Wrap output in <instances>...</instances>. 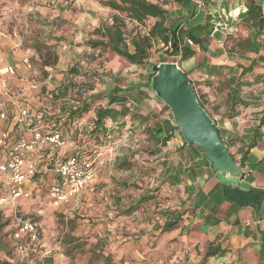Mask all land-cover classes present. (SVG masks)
<instances>
[{
  "label": "crops",
  "instance_id": "1",
  "mask_svg": "<svg viewBox=\"0 0 264 264\" xmlns=\"http://www.w3.org/2000/svg\"><path fill=\"white\" fill-rule=\"evenodd\" d=\"M104 1H33L36 4L30 12L31 28L27 32L35 39L33 48L27 47L26 52L32 50L33 60L39 62L36 64L42 69L34 67L28 71L21 62L26 52L22 53L19 48L12 50L10 65L16 73L10 75L8 92L4 94L1 91L0 104L5 103L7 118L0 119V129L8 131L9 144L12 145L18 137L29 136L27 129L14 122L20 108L28 107L43 118L63 112L67 100H56L57 108L51 109V93L43 91L44 86L49 90L60 86L67 66L87 65L90 68V64H94L92 66L98 72H111L109 83H104L105 76H102L103 92L107 94L108 89L114 86L125 89L133 108L131 111L141 115L143 123L136 125V122L126 121L124 130H130L113 139L107 149H100L104 163L78 197L58 207L48 204L51 211L64 216L87 211V216L91 217L80 220L76 228L71 225L69 251H54L42 260L36 253L30 258L27 253L21 259L25 264H35V260L37 264H264V104L249 103L246 107L230 109L225 90L227 82L238 77L241 67L249 65L253 58L252 53H242L234 46L238 31L243 28L238 25V20L239 14L246 10L245 0H209L204 8L198 4V13L214 17L211 39L206 50L196 46L194 56L178 63L215 121L234 160L242 166L243 176L237 187L262 191L261 201L255 207L226 197L223 187L229 184H222L211 174L204 153L182 139L169 109L149 90L147 67L143 64L124 66L121 57L108 48H92L87 43L88 40L102 39L96 30L102 31L103 27L111 25L112 16L118 14L105 6ZM165 3H162L163 7L172 14L181 10L176 3L175 8L167 7ZM110 12L113 15L108 16ZM20 15L18 18H22V13ZM9 20L11 27L17 26L11 18ZM101 48L105 49V55L99 53ZM87 54L96 57L94 62H88ZM49 55L53 56L52 60L48 59ZM41 72L46 73L48 79L52 76L51 79L44 78ZM31 83H37L38 89H27ZM241 95L250 101L243 92ZM136 131L138 134L142 132L138 135ZM129 143L145 147L134 155L140 164L138 175L133 179L138 186L131 190L112 183L123 171L106 169L117 161H135L125 153L124 147ZM72 148L69 146L60 151L47 147L28 158L40 167L52 166L59 157L70 154ZM143 163L147 165L145 172L141 171ZM39 174L46 173L39 172L24 184L31 196L17 200V212L21 217L31 219L41 239L51 244L40 224V217L45 215L46 209L31 200L37 194L36 190L40 191L34 180ZM48 175L50 185L56 181V175ZM29 182L35 188L29 186ZM145 194L152 198L139 203L132 212L123 213ZM97 195L103 200L94 201ZM35 198L38 200V196ZM3 214L4 219L1 218ZM172 215L179 216V220L172 229L162 230L164 222ZM0 220L6 223L8 237H12L18 225L10 207H0ZM65 232L66 228L52 243L55 250L61 247L59 243ZM12 242L14 244V240ZM208 249L213 253L206 255ZM1 256L11 264L15 260L11 258L20 257L15 251L11 252V258Z\"/></svg>",
  "mask_w": 264,
  "mask_h": 264
},
{
  "label": "trees",
  "instance_id": "2",
  "mask_svg": "<svg viewBox=\"0 0 264 264\" xmlns=\"http://www.w3.org/2000/svg\"><path fill=\"white\" fill-rule=\"evenodd\" d=\"M173 2L181 9L176 14L165 9L162 3L151 0H105V6L117 12H123L125 15L122 17L113 15L111 25L103 27L102 31L96 30L102 39L89 40L88 44L92 48L100 46L108 48L128 63L135 65L147 62L150 50L156 42L162 44L166 55L173 57L171 61L177 62L194 56L196 46L206 50L214 29V17L208 13H198V3L194 0H173ZM201 2L207 5L209 0ZM244 4L246 10L239 14L238 25L246 30V36H240L236 41L234 40V46L240 52L252 53L255 57L251 59L249 65L241 67L238 77L227 82L225 90L230 101V109L235 106L246 107L249 104L241 95L243 86L247 85L241 77L264 62V7L257 0H245ZM147 19H153L147 31L136 32L127 42L126 20L132 21L139 28L146 23ZM161 61H168V59ZM71 72L76 71L71 69ZM152 74L153 72L150 73L149 78ZM124 90L114 86L108 89L107 94L100 93V97L107 98L106 104L95 107L91 98L94 95L78 98L76 105H68L63 112L44 117L43 122L68 134L73 142L71 154L91 156L94 149H107L111 146L115 134L121 135L126 130H130H124L126 121L133 124L142 120L141 115L131 111L133 108ZM199 102L205 107L200 100ZM165 108L168 109L166 106ZM115 167L127 170L132 167V164L122 160L115 162ZM223 188L226 197L239 204L255 207L261 201L262 191L260 190H243L229 185H224ZM151 198V195H143L123 213L132 212L139 203ZM178 220L179 216L172 215L164 222L162 230L172 229ZM212 253L213 251L208 249L206 255ZM29 254L30 258L33 256L31 254L35 253L29 252ZM0 264L5 263L0 261Z\"/></svg>",
  "mask_w": 264,
  "mask_h": 264
},
{
  "label": "rangeland",
  "instance_id": "3",
  "mask_svg": "<svg viewBox=\"0 0 264 264\" xmlns=\"http://www.w3.org/2000/svg\"><path fill=\"white\" fill-rule=\"evenodd\" d=\"M34 0H0V71L7 66L8 64L10 65V61H11V57H13L12 54V50L14 49H20L21 52H26L27 47H32L33 48V43H34V39L35 37L31 36L30 32H27V30L31 25V19H30V12L33 11V7L35 6V2H33ZM159 2H166L165 4H167V7H172L175 8V3L173 2V0H157ZM198 4L201 5V7H205V5L202 4L201 1L197 2ZM262 6H264V2L262 4ZM16 13V14H13ZM22 13V18H18L21 17ZM9 15V16H8ZM12 15V16H11ZM113 15L111 12L108 14V16ZM119 16H124L125 14L123 12H118ZM222 15V14H220ZM12 19L13 22L17 25V26H13L11 27V21L9 19ZM219 19V17L217 18ZM221 20V19H220ZM153 19H147L146 23L141 27H136V25L129 20H126V40L127 42L129 41V38L134 35L136 32H140V33H144V31H147L148 27L150 26V24L152 23ZM241 30L238 31V37H242L244 36V33H246L244 28H240ZM243 33V35H242ZM97 34V33H96ZM235 38V39H236ZM11 42V44L8 46V44H6L5 42ZM89 41V40H88ZM87 41V43H88ZM129 48H131V45H129ZM103 49V51H102ZM104 48H101L100 52H102V55L105 53ZM32 52V50H31ZM33 53V52H32ZM167 53L165 52V48L162 46L161 43H155L153 45V47L150 50V54H149V58L147 60V62L145 64H143L145 67H147V70L149 71V75L152 72L151 66L154 64H157L158 62H160L161 60L164 59H168V61H171L173 59V57H170L168 55H166ZM33 55L31 54L30 57V63H31V68L28 69V71H31L34 67H36L37 69H42V67L36 63V60H33ZM105 55V54H104ZM253 56L251 57H255L254 54H252ZM47 58V57H46ZM85 58L88 60V62H94V59H96V57L91 56L90 54H87L85 56ZM245 58V57H244ZM48 59L52 60L53 56L49 55ZM120 61L122 63H124V66H127L128 63L127 61H125L124 59ZM88 64V63H87ZM98 64V63H96ZM90 68L86 66H79L77 67V65L74 66H67V68L65 69L64 72V77L62 80V83L60 84V86H58L57 88H54L52 90L47 89L45 86L43 88V91H48V93H51V109H56L57 108V102L56 100H59L61 98H64L67 100L66 103V107L68 105H76L77 103V99L79 98H84L90 95H94L92 96V103H93V107L98 106V105H105L107 99L104 97H100V93L103 92V88L104 85L102 83H100L102 76H105V79H103V82L108 81V83L110 82V77H111V72L110 71H102L98 72L96 69V67L92 66L94 64H90ZM135 65V64H133ZM141 65V64H140ZM12 66V65H10ZM13 67V66H12ZM14 69V67H13ZM71 69H75L76 72H71ZM15 69H14V73L15 74ZM42 75H44L43 77L46 78L47 80H50L52 76H50V79H48L46 76V73L41 72ZM101 73V74H100ZM12 74V75H13ZM149 75H148V81H149ZM76 76V77H74ZM2 75H0V97L2 92H4V94H6L8 92V90L10 89V77L9 80H7V83L4 85L2 82ZM241 80L245 83H247V85L243 86V96H247L250 101L249 103H253V104H258V105H262L264 104V62L260 63L257 67L254 68V70L252 72L246 73L245 75H243V77H241ZM104 82V83H105ZM54 85V82H52ZM148 83V82H147ZM12 85V83H11ZM33 85V87L31 86ZM27 87V85H26ZM102 87V88H101ZM32 88L34 90L38 89V84L37 83H31L30 85H28V88ZM101 88V89H100ZM121 88V87H120ZM2 91V92H1ZM48 95V94H47ZM131 105V104H130ZM65 107V109H66ZM52 115V114H51ZM139 115V114H138ZM142 117V116H141ZM142 119V118H141ZM139 123H143V121L141 120L140 122H136V125H138ZM136 128V127H135ZM127 132V131H126ZM142 132V131H140ZM138 131H136V134L140 135L141 133ZM119 135H114L113 139L115 140L116 137H118ZM137 136V135H136ZM135 136V137H136ZM131 138V137H130ZM137 138L141 139V136H137ZM136 143V142H135ZM137 144V143H136ZM73 147V146H72ZM143 145L141 146H135L133 143H129L127 146L124 147L125 149V153L132 159L135 158V161H129L132 164V167L130 169H117L115 167V164L112 165V167H107L106 169L112 170V172H119V171H123L121 172L120 176H116V179L114 182L112 181V183L117 186H123L124 188H128V189H134L135 186H138L137 183H135L134 176L138 175V164L137 163V159L136 157H134L135 154H138L140 151H143ZM145 148V147H144ZM62 150V149H61ZM60 150V151H61ZM44 151V150H43ZM68 151L65 152V154ZM61 156V155H60ZM141 171L145 172L147 169V165L146 164H141ZM134 168V169H133ZM129 170V171H128ZM127 171V172H126ZM135 171V173H134ZM46 174H43L41 176V174H39L38 176H36L34 178V180L37 181L35 186H38V190H40L39 192H37L36 190V195H33V198L31 200H35V202H38V207L41 206L44 208V210L46 209L45 215H43L42 217H40V224L41 227L44 228L45 230V236H47L49 242H54L56 241V239L58 238L59 234L62 232V230L64 228H66V232L62 235V239L60 241V248L54 251L57 252H66L67 250L69 251L70 247L68 246L70 244L69 239H70V227L72 224H74L75 228L77 223L80 220H87L88 218L90 219V216H87V211L84 213H79L77 215H61L58 214L56 212L51 211V209L48 206V196H47V192L49 189V181H50V176L48 175L50 173V171L46 170L45 171ZM114 174H118V173H114ZM121 178V180H120ZM136 179V178H135ZM124 181V182H123ZM144 181V180H142ZM41 184V185H40ZM29 186L33 187V183L29 182ZM35 186L33 188H35ZM38 196V200L37 197ZM93 197H96L93 196ZM103 198L100 195H97V198L94 199V201H102ZM31 203V202H30ZM4 219L5 214L1 215ZM66 218L67 222L65 223V219ZM71 217V218H70ZM66 225H65V224ZM85 223V222H82ZM5 226L6 223L2 222L0 220V252L1 254H3L4 256L10 257L11 258V252H14V245L13 244V240L12 237H8V233L5 232ZM63 227V229H62ZM85 228V227H83ZM46 238V240H47ZM11 239V240H9ZM41 239V237H40ZM42 243L45 244L47 247L49 248H53L54 244H48L46 241H43L41 239ZM12 246V247H11ZM55 249V248H53ZM74 250V249H73ZM33 253V252H32ZM53 253V252H52ZM0 254V257H2ZM15 254V253H13ZM12 254V255H13ZM29 254V253H28ZM30 255V254H29ZM28 255V257H29ZM32 257H34V254ZM37 255V254H36ZM16 256V255H15ZM19 257V256H18ZM20 256L19 258H11V259H15L13 260L12 264H25V260L21 259ZM1 262H4L5 264H11L8 263L4 257L0 258ZM37 260H35V264H37Z\"/></svg>",
  "mask_w": 264,
  "mask_h": 264
},
{
  "label": "built area",
  "instance_id": "4",
  "mask_svg": "<svg viewBox=\"0 0 264 264\" xmlns=\"http://www.w3.org/2000/svg\"><path fill=\"white\" fill-rule=\"evenodd\" d=\"M31 54L27 51L21 58L22 64L27 69L31 68ZM13 73L14 69L10 65L0 71L4 85ZM6 118L5 103H1L0 119ZM14 122L20 128L27 129L29 136L18 137L15 143L10 145L8 131L0 129V183L2 186L0 207H10L18 225L12 233L15 243L14 251L20 256L33 252L42 260L51 255L55 249L42 243L36 225L31 219L18 215L17 200L31 196V192L24 188V184L42 171L48 170L55 174L56 181L50 184L47 196L49 205L58 207L78 197L87 182L95 177L104 161L101 158L100 149H94L91 156H78L70 153L59 157L52 166L40 167L28 157L34 156L35 153L47 147L61 150L73 146V142L68 134L62 133L60 129L52 125L45 124L43 116L35 114L28 107H22L17 111Z\"/></svg>",
  "mask_w": 264,
  "mask_h": 264
},
{
  "label": "water",
  "instance_id": "5",
  "mask_svg": "<svg viewBox=\"0 0 264 264\" xmlns=\"http://www.w3.org/2000/svg\"><path fill=\"white\" fill-rule=\"evenodd\" d=\"M151 69L147 86L169 109L182 139L204 153L211 174L222 184L237 187L243 176L242 166L234 160L215 121L200 104L187 73L177 61H161Z\"/></svg>",
  "mask_w": 264,
  "mask_h": 264
}]
</instances>
